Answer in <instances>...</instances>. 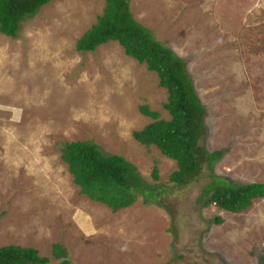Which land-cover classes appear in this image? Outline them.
<instances>
[{
	"label": "rangeland",
	"instance_id": "rangeland-1",
	"mask_svg": "<svg viewBox=\"0 0 264 264\" xmlns=\"http://www.w3.org/2000/svg\"><path fill=\"white\" fill-rule=\"evenodd\" d=\"M104 6L52 0L15 38L0 33V246L34 247L57 262L52 245L61 243L72 264H264V198L239 212L204 206L206 167L175 185V161L133 138L152 121L140 105L170 119L157 74L116 41L76 50ZM130 8L185 61L206 108L200 143L224 152L214 173L264 183V0H130ZM76 140L123 155L163 187L166 206L139 197L112 212L81 194L60 158L61 142Z\"/></svg>",
	"mask_w": 264,
	"mask_h": 264
},
{
	"label": "trees",
	"instance_id": "trees-1",
	"mask_svg": "<svg viewBox=\"0 0 264 264\" xmlns=\"http://www.w3.org/2000/svg\"><path fill=\"white\" fill-rule=\"evenodd\" d=\"M52 0H0V33L15 38L20 23L35 14ZM116 41L126 55L147 70L157 74L159 86L168 92L164 108L170 119L160 118L156 110L140 105L141 114L152 119L140 129L132 131L133 138L145 147L155 146L162 155L175 161L177 168L169 179L175 185H185L196 180L206 167L209 182L199 199L203 205L214 204L221 210L239 212L251 206L253 201L264 198V183L237 182L218 176L213 164L223 155V150L209 152L200 140L206 134L204 116L206 108L197 94L193 81L182 57L155 39L142 25L130 8V0H105V6L95 23L77 40L80 52H92L102 44ZM60 158L67 164L80 193L90 200L108 206L112 212L130 207L141 197L144 204L162 201V188L158 183L148 182L131 161L120 154L105 153L90 141H63ZM152 180L159 178L157 166L151 171ZM213 222L220 224L221 217ZM53 262L39 255L34 247L17 244L0 246V264H72L67 249L61 243L52 245Z\"/></svg>",
	"mask_w": 264,
	"mask_h": 264
},
{
	"label": "crops",
	"instance_id": "crops-1",
	"mask_svg": "<svg viewBox=\"0 0 264 264\" xmlns=\"http://www.w3.org/2000/svg\"><path fill=\"white\" fill-rule=\"evenodd\" d=\"M261 70V69H260ZM263 183V182H262Z\"/></svg>",
	"mask_w": 264,
	"mask_h": 264
}]
</instances>
